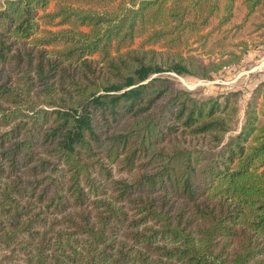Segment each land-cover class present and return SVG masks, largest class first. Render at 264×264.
<instances>
[{
  "label": "trees",
  "instance_id": "16d2710c",
  "mask_svg": "<svg viewBox=\"0 0 264 264\" xmlns=\"http://www.w3.org/2000/svg\"><path fill=\"white\" fill-rule=\"evenodd\" d=\"M263 42L264 0H0V264H264V78L224 140L240 89L155 75Z\"/></svg>",
  "mask_w": 264,
  "mask_h": 264
},
{
  "label": "rangeland",
  "instance_id": "374dc122",
  "mask_svg": "<svg viewBox=\"0 0 264 264\" xmlns=\"http://www.w3.org/2000/svg\"><path fill=\"white\" fill-rule=\"evenodd\" d=\"M48 9H53L52 3L49 5ZM42 25L40 28H43L44 25ZM51 28L56 29L57 26L54 25ZM248 40L253 42L255 37H248ZM138 41L139 39H136L135 44ZM191 46H195V44L191 43ZM198 55L201 56L203 60L208 61V57L202 56L199 51ZM155 75L169 77L176 86L187 89L197 96H214L227 90L240 89L241 101L239 103V120L234 128L225 135L224 140H227L228 137L236 135L240 130L244 100L248 96L252 84L258 78L264 77V42L257 43L255 46L254 44H249L248 50L240 62L213 74L210 79H199L188 75H178L173 72H163Z\"/></svg>",
  "mask_w": 264,
  "mask_h": 264
},
{
  "label": "crops",
  "instance_id": "0c3cea01",
  "mask_svg": "<svg viewBox=\"0 0 264 264\" xmlns=\"http://www.w3.org/2000/svg\"><path fill=\"white\" fill-rule=\"evenodd\" d=\"M264 78V77H263Z\"/></svg>",
  "mask_w": 264,
  "mask_h": 264
}]
</instances>
